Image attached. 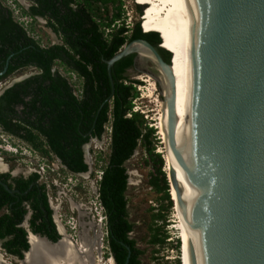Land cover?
I'll return each mask as SVG.
<instances>
[{"label": "trees", "instance_id": "1", "mask_svg": "<svg viewBox=\"0 0 264 264\" xmlns=\"http://www.w3.org/2000/svg\"><path fill=\"white\" fill-rule=\"evenodd\" d=\"M1 1L0 79L28 65L39 72L12 84L0 95V126L4 133L19 137L47 159H59L63 168L73 174L88 170L83 145L92 138L101 139L109 126L108 152L104 157L98 156L104 160L98 200L106 216V240L115 264H125L128 254L126 264H142L145 250L131 236L135 224L129 218L126 195V161L138 146L149 156L146 162L151 161L154 166L148 184L161 193L158 199L165 201L151 214L148 242L152 245L167 242L164 226L175 201L163 169L166 160L155 151V129L143 113L133 108L132 101L138 96L135 84L139 81L130 80L125 74L133 64L132 55L117 60L111 67L112 94L104 60L136 38L158 46L163 42L161 32L144 31V18L134 22L131 29L124 23L115 27L122 18L121 0H32L28 9L16 2L21 14L32 21L38 17L46 19V25L61 39L60 43L41 45ZM109 4L114 6L111 15ZM136 10L138 15L146 12L139 3ZM56 63L67 74L54 68ZM72 74L77 85L71 81ZM16 103L24 105L19 114L14 110ZM0 181L16 190L10 193L0 184V240L5 252L21 258L29 246L27 232L20 225L28 211L26 204L31 210V231L56 241L60 235L39 174L32 172L24 178L1 172ZM175 248L180 249L178 240ZM179 259L177 256L174 264H180Z\"/></svg>", "mask_w": 264, "mask_h": 264}, {"label": "water", "instance_id": "2", "mask_svg": "<svg viewBox=\"0 0 264 264\" xmlns=\"http://www.w3.org/2000/svg\"><path fill=\"white\" fill-rule=\"evenodd\" d=\"M184 3L199 56L200 84L194 91L197 122L193 121L192 138L202 180L194 181L176 114L177 55L170 48L154 46L142 38L123 44L104 60L110 94L111 67L129 54L133 63L147 71L157 84L164 99L168 136L174 142L171 144L169 140L168 148L161 138L172 167L170 174L166 173L167 180L175 191L178 190L174 178L176 152L178 155L190 264H264V0H184ZM20 4L24 6L22 1ZM87 147L88 142L83 145L88 170L80 174L90 173ZM0 184L15 193L6 183ZM177 198L180 199L179 193ZM85 225L80 221L81 243L83 228L89 234ZM26 231L29 246L21 258L17 257L20 264H38L29 233L50 245L60 244L65 237L73 242L64 231H58L60 237L56 241L33 233L28 227ZM95 239L96 244L99 238Z\"/></svg>", "mask_w": 264, "mask_h": 264}, {"label": "rangeland", "instance_id": "3", "mask_svg": "<svg viewBox=\"0 0 264 264\" xmlns=\"http://www.w3.org/2000/svg\"><path fill=\"white\" fill-rule=\"evenodd\" d=\"M2 1L6 6H11L13 10H17V13H13L15 18L19 22H24L23 24L26 25L28 31L31 33V35L35 37V39L39 40L41 45H48L52 42H60L58 36L55 35V33H53L50 28L45 24L46 19L38 17L36 21H32L31 19H29L28 16H24L23 14H21L17 3L21 5L20 1H22L24 3V6L22 5V7L26 9L31 4V0ZM121 1L122 18L116 21L115 27H117L121 23H124L131 29L134 22L140 21L142 20V18H144V16L142 17V15H138L136 10V4L140 2V0ZM108 10L109 14L111 15V13L114 11V6L109 4ZM30 27H32V29H30ZM54 68H58L62 73L67 74L64 68L57 63L54 65ZM30 71V68L17 71L15 74L10 75L7 79L0 81V88L5 86L6 83L10 82L11 79L15 76H21L23 74L29 73ZM125 74L130 80L139 81V83L135 84V89L138 92V96L135 97L132 101L133 108L143 113V116L148 120V124L150 126H153V128L155 129V151L160 152L162 156H164L166 162L163 166V169L166 170V172H168L169 174V155L168 152H165V150L163 149V142L165 144V141L162 138L160 129H158L157 127V122H160L159 117L161 113V104L155 101V98L153 96H148L150 87L148 81H145L140 78L141 75H148V72L142 69L141 67L137 66V68H129ZM71 76V81L75 82V85H77L78 82L77 78L75 77V74H72ZM155 85V97L157 95V98L161 100V96L157 89V84L155 83ZM107 138L108 134L105 132L101 139H99V141H96L95 139H90L88 141L87 149L90 163L89 174L85 173L76 176L70 175L63 167L58 166L59 164L54 160V158L47 159L45 157V161H43L45 162V180L48 183L52 181L55 184H60L59 182H61L62 184V189H60V191H57V193L55 194H52L51 187L47 189L49 195L51 196V203L53 205H59L56 207L59 209L58 213L63 215L64 220H70L72 222H76L77 220L78 224L80 223V221L82 222V224H86L85 226L88 229V238L90 240V243H92L93 240L95 242L96 235L97 237L99 236L98 232L100 226L96 224V211L100 210L98 207L97 199L95 198L94 186L96 184V171L100 170V166L103 164L104 161L103 159L99 160L98 156L100 154L104 157L108 152ZM161 138L163 139V142ZM13 141L15 142V140L8 138L5 134L0 135V142L4 143L5 146H7L6 143L12 144ZM13 145L14 144H12V146ZM14 146L17 147L18 151L23 150L26 156H24L23 154L16 156L12 154V151L11 153L7 151H2L0 153V161L7 165V169L6 171L0 169V172H11L17 170L27 172L30 171L33 166L37 168L38 166H43L41 165L43 164L40 159L41 156L37 155L33 151L28 152L27 148L24 149L23 146L21 149H19L17 145ZM8 147L10 146L8 145ZM148 157L149 156L143 151L142 147L138 146L134 151L133 155L126 161V167L129 173L128 188L126 191V195L128 197V214L130 220L133 221L135 224L134 229L131 232V236L136 239L137 245L145 250L144 254L141 256L142 264H174L175 258L177 256L180 257L182 253L180 249L177 250L175 248L177 240L180 246V242L182 239L180 228L178 227V205L173 204V206L170 207L169 211L167 212V224L164 226V232L167 234V242L160 246L152 245L148 242L150 236L148 225H150L152 222L151 214L157 212L158 206L161 204V202L165 203V201H161L158 199L161 193L155 192L148 184L150 172H152L154 168L153 163L151 161L146 162L148 160ZM52 162H54L53 165L56 168V170L54 171H51L46 167V165H49V167L52 166ZM39 182H41V180H39ZM79 212L81 213L80 215ZM81 215L82 217L80 218ZM88 216H90V219H88ZM158 223L160 224L161 222ZM90 224H94V227L90 226ZM86 231L87 230L83 228L82 239L86 235ZM84 241H82V245L84 244ZM108 256L109 255L104 254V258L102 260H98L96 263L104 264ZM0 259L2 261L0 262V264H20V260L17 257H12L8 253L4 252L1 246ZM93 260L95 262V256L93 257ZM181 263L184 264V258L183 261L180 262V264Z\"/></svg>", "mask_w": 264, "mask_h": 264}, {"label": "bare ground", "instance_id": "4", "mask_svg": "<svg viewBox=\"0 0 264 264\" xmlns=\"http://www.w3.org/2000/svg\"><path fill=\"white\" fill-rule=\"evenodd\" d=\"M138 3L143 4L146 8H144V12L146 10L145 14L142 15V17L144 16L146 22L145 25V22L143 20L145 28L144 31L150 30L159 33L161 32L160 35L163 39V42L160 44V46L170 48L177 55V61L174 69L176 114L181 131L187 144L194 181L202 180L198 172V169L200 167L199 155L198 153H196L195 141H193L192 138V134L194 132L193 121L197 122V104L195 102L197 93L194 91L198 90V86L200 84V67L198 66L199 56L197 44L192 31L184 0H140V2ZM140 47L141 46H137L136 48L138 49ZM140 78L148 81V84L150 86L148 96H153L155 98V101L161 104V113L159 117L160 122H157V127L161 131L162 138L164 139L165 144L168 146L169 140L171 144H174L172 137L171 139H169L168 136L164 99H158L157 95L155 97L154 91L156 90V85L153 77L148 73V75H141ZM159 82L161 86V93L164 95V89L160 79ZM191 100L193 101V105H191ZM192 115L193 117H191ZM175 159L176 170H174V178L176 181L178 192L175 191L173 186H171V194L172 198L175 201V204L178 205L179 210L178 227L180 228L182 238L181 258L182 261L184 258V264H190L177 152L175 155ZM0 167H2L3 169L7 168V166L2 162H0ZM171 169L172 167L170 166V169L168 171H171ZM178 193L180 196L179 200L177 198ZM32 235L33 237L31 241ZM34 235L35 234L29 233V240L32 244V249L35 251V253H37L38 256L39 254L44 253V261L46 260L47 264L60 262L59 259L56 258L55 253H57V255H61L60 258L64 257L65 263L87 264L86 262L90 261L91 264H96L93 260V253L91 254L92 243H90L88 235L84 236V244L82 245L81 243L80 247H78L79 249L67 237H65V240H62L58 245H50L43 238H40L37 235L36 237ZM89 253L90 256L88 255ZM35 258L36 254L34 255V259ZM41 260H43V258H41ZM109 262L113 263V259L109 258ZM36 263L40 264L38 261H36Z\"/></svg>", "mask_w": 264, "mask_h": 264}, {"label": "built area", "instance_id": "5", "mask_svg": "<svg viewBox=\"0 0 264 264\" xmlns=\"http://www.w3.org/2000/svg\"><path fill=\"white\" fill-rule=\"evenodd\" d=\"M10 7V9H12L11 8V6H9ZM12 11H13V13L15 14V13H17V10H13L12 9ZM30 19V18H29ZM22 23H24V22H22ZM23 25H25V24H23ZM25 27H26V25H25ZM135 110V109H134ZM105 132L108 134V143H107V145L109 144V140H110V137H109V132H110V127L109 126H106L105 127ZM4 134V133H3ZM3 134H1V135H3ZM8 138H10V136H8L7 134H5ZM103 136V135H102ZM93 139H95L96 141H99L98 139H96V138H93ZM6 145L7 146H5V144L4 143H2V142H0V153L2 152V151H7V152H10L11 153V151H12V154L13 155H18V154H20L21 152L22 153H25L23 150H21V151H18V149H17V147L16 146H12V144H7L6 143ZM8 145L11 147H8ZM29 152V151H28ZM40 159H41V162L43 163V164H41V165H43V166H38V168L37 167H34L33 166V168L32 169H30V170H33L34 172H36V173H38L39 174V180H41V183H46L45 184V186L46 187H48V188H46V190L47 189H49L50 187H51V189H52V194L54 193H57V191H60V189H62V184H61V182H59L60 184H55V183H53L52 181H50L49 183L45 180V171H44V168H45V162H43V161H45V158L43 157V156H41L40 157ZM59 165L58 166H60V167H63L62 165H61V163H60V161H59V159H54ZM53 161V160H52ZM53 163L54 162H52V166H50L49 167V165H46V167L48 168V169H50L51 171H54V170H56V168L54 167V165H53ZM30 165H31V163H30ZM28 167H30V166H28ZM16 171H12V173H15ZM69 174V173H68ZM70 175H74V176H76V175H80V174H71L70 173ZM96 178H95V182H96V184H95V186H94V194H95V198L97 199V203H98V207H99V210L100 211H96V215H97V218H96V224L97 225H99L100 226V229H99V232H98V234H99V236H98V238H99V240L96 242V244L93 246V253H94V256H95V263L98 261V260H102L103 258H104V254H106V255H109L107 258H106V262H104V264H114V262L113 263H110L109 262V258H112V255H111V253H110V250H109V247H108V243H107V240H106V238H107V234H108V231H107V223H106V216H105V214H104V212H103V208H102V206H101V204H100V202H99V200H98V181L100 180V178H101V175H102V170H101V168H100V170H97L96 171ZM46 176H47V174H46ZM47 194H48V201H49V204H50V207H51V209H52V211H53V214H52V216H53V220H54V223L56 224V227H57V229H58V231H64L66 234H68V236L72 239V241L74 240V242L78 245V246H80V244H81V242H80V240H79V224H78V222H77V220H76V222H72V221H70V220H64L63 219V215L62 214H60V213H58L59 212V209L56 207V206H59V205H56V204H52L51 203V196L49 195V192L47 191ZM51 194V195H52ZM26 208H27V217L29 216V214H30V208H29V206L26 204V206H25ZM97 210V209H96ZM75 220V219H74ZM65 222V223H64ZM67 223V224H66ZM21 226L23 225V226H25V227H28V225H27V222H26V219L24 220V222H22L21 224H20ZM91 226V225H90ZM68 228V230H67V228ZM97 236V235H96ZM78 240V241H77ZM113 259V258H112ZM105 261V260H104ZM108 262V263H107ZM97 264V263H96ZM101 264V263H100Z\"/></svg>", "mask_w": 264, "mask_h": 264}, {"label": "flooded vegetation", "instance_id": "6", "mask_svg": "<svg viewBox=\"0 0 264 264\" xmlns=\"http://www.w3.org/2000/svg\"><path fill=\"white\" fill-rule=\"evenodd\" d=\"M2 3H3V1H1ZM4 4V3H3ZM31 4H32V0H31ZM30 4V5H31ZM5 5V4H4ZM29 5V6H30ZM29 8V7H28ZM28 8H26V9H28ZM13 16H14V14H13ZM25 16V15H24ZM15 17V16H14ZM45 24H46V22H45ZM50 30H51V28H50ZM52 31V30H51ZM53 32V31H52ZM30 33V32H29ZM54 33V32H53ZM31 34V33H30ZM56 35V34H55ZM56 37V36H55ZM58 39H60L59 37H58ZM60 42H61V39H60ZM60 42H55V43H60ZM52 43H54V42H52ZM51 43V44H52ZM26 68H30L31 69V71L29 72V73H27V74H23V75H21V76H15L14 78H12L11 79V81L10 82H7L6 83V85L5 86H3V87H1L0 88V95L4 92V90L6 89V88H8V87H10L11 86V84H14V83H16V82H19V81H22V80H24V79H26L27 77H29L30 75H33V74H35V73H37V72H39V70L35 67V66H32V65H28V66H23V67H19V68H17L16 70H14L11 74H9V75H7L6 77H3L2 79H0V81H2V80H5V79H7L10 75H12V74H15L17 71H20V70H23V69H26ZM129 68H137V65H135L134 63L132 64V66L131 67H129ZM129 68H127V70L129 69ZM126 70V71H127ZM0 73H2V71L0 72ZM126 73V72H125ZM28 97H26V98H24V99H27ZM23 104L22 103H16L15 104V106H14V110L16 111V113L17 114H19V113H21L22 112V110H23ZM1 133H4V131H3V129H2V127L0 126V135H1ZM4 134H6V133H4ZM8 135V134H7ZM8 136H10V139H12V140H15V142L13 141V143L12 144H14V145H17L18 146V148L19 149H21L22 148V146L24 147V149H26L27 148V150L30 152V151H33V152H35L37 155H39V156H43L44 158H45V156L44 155H42V154H40L39 152H37V151H35V150H33L32 149V147H31V145H29L27 142H25V141H23V140H21L19 137H16V136H13V135H8ZM93 139V138H92ZM19 151H21V150H19ZM20 154H23L24 156H26L24 153H20ZM20 154H18V155H20ZM17 156V155H16ZM18 158V157H17ZM1 162V161H0ZM3 163V162H2ZM4 164V163H3ZM6 165V164H5ZM7 166V165H6ZM0 169L1 170H4V171H6V169H3L2 167H0ZM32 172H34L33 170H30V171H27V172H23V171H16L15 173H12V171L11 172H9L10 173V175L12 176V177H20V176H22V177H24V178H26L30 173H32ZM1 173V172H0ZM15 190V189H14ZM16 191V190H15ZM27 215V213L24 215V218H23V220L21 221V223L22 222H24V220L26 219V222H27V225H28V228L30 229V227H29V219H30V217H31V210H30V214H29V216L27 217L26 216ZM85 217V216H84ZM88 219H90V216H88ZM54 221V220H53ZM20 223V224H21ZM22 227H24L25 228V230H26V228L27 227H25V226H23L22 225ZM56 229H57V227H56ZM31 230V229H30ZM27 232V231H26ZM57 232H58V229H57ZM62 232V231H61ZM34 236H36V235H34ZM32 237H33V235L31 236V241H32ZM37 237V236H36ZM2 241L3 240H0V246L2 247ZM95 244V242H93L92 241V246ZM3 249V248H2ZM3 251L5 252V250L3 249ZM36 254V261H38L40 264H47L46 263V260L44 261V253H42V254H39V256L37 255V253H35ZM56 254V258H58L59 259V261L60 262H55L54 264H70V263H65V260H64V257L63 258H60V256L61 255H57V253H55ZM91 254H92V252H91ZM89 256H90V253L88 254ZM12 256V255H11ZM12 257H17V256H12ZM19 258V257H18ZM41 258H43V260H41ZM0 262H2L1 261V259H0ZM87 264H91V262L90 261H88V262H86Z\"/></svg>", "mask_w": 264, "mask_h": 264}, {"label": "clouds", "instance_id": "7", "mask_svg": "<svg viewBox=\"0 0 264 264\" xmlns=\"http://www.w3.org/2000/svg\"><path fill=\"white\" fill-rule=\"evenodd\" d=\"M138 4V3H137ZM140 26H141V23H140ZM141 29H142V27H141ZM143 31V30H142ZM144 32V31H143ZM147 32V31H146ZM151 32V31H150ZM69 174H70V172H68ZM71 174H73V173H71ZM180 260V259H179Z\"/></svg>", "mask_w": 264, "mask_h": 264}]
</instances>
